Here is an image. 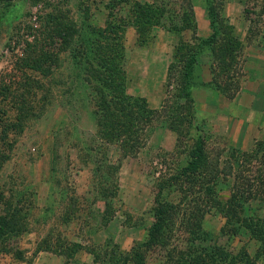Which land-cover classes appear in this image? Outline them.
Listing matches in <instances>:
<instances>
[{
  "label": "rangeland",
  "instance_id": "obj_1",
  "mask_svg": "<svg viewBox=\"0 0 264 264\" xmlns=\"http://www.w3.org/2000/svg\"><path fill=\"white\" fill-rule=\"evenodd\" d=\"M107 1L0 0V148L11 146L0 183L5 191L21 189L22 200L34 205L28 217L33 234L16 241L22 257L2 253L0 264H134V253L142 264H264V67L250 61L264 65V52L253 48L264 46V0H240L230 7L227 0L217 1L228 35L247 29L233 42L232 69L219 71L225 59L220 52L211 55L216 67L207 66L212 52L204 48L186 98L180 95L182 60L176 61L161 87L164 107L145 131L144 148L122 159L120 179L108 166L94 172L96 159L116 156L113 147L98 146L103 138L96 133L87 95L95 83L92 28L104 27ZM129 1L117 5L118 16L129 15ZM55 14L63 17L67 32L66 19L89 38L83 55L82 48L71 52L74 43L60 48L47 40ZM180 37L175 34L174 45ZM36 39L49 46L41 60L43 73L24 68L32 44L40 46ZM147 40L150 49L154 37ZM227 41L222 35L213 48L223 49ZM125 60L137 66L140 57ZM140 70H124L128 92ZM257 82L251 99L248 88ZM22 97L35 112L23 120L20 133L4 138L3 126L16 121V101ZM198 134L205 155L199 168L190 170L186 166ZM159 202L166 214L161 230L149 239ZM34 233L42 236L37 246ZM40 249L48 252L36 253ZM72 249L76 252L69 256Z\"/></svg>",
  "mask_w": 264,
  "mask_h": 264
},
{
  "label": "trees",
  "instance_id": "obj_2",
  "mask_svg": "<svg viewBox=\"0 0 264 264\" xmlns=\"http://www.w3.org/2000/svg\"><path fill=\"white\" fill-rule=\"evenodd\" d=\"M94 1V0H93ZM206 10L209 18L211 33L207 38H203L193 43L184 41L179 38V41L174 45V61L170 66V73L175 62H181V77L184 81V87L180 92L182 97H189V92L186 87L191 84L195 64L198 62V56L203 48H208L212 52L213 57L216 52H220L224 61L220 63L219 71L225 73L227 70L232 69L231 61L234 51L233 42L237 41V37L228 35V32L222 27L225 24L223 13L218 9L220 3L218 0H205ZM129 0H108L105 3L108 9L104 27L92 28V84L91 91L87 94L92 98V118L95 121L96 133L102 136L103 140L98 142L104 151L108 146L115 144L120 147L121 156L125 154H135L136 151L144 144L145 130L150 124L158 117L161 109H149L146 100L141 97H133L126 92L125 71L123 69L124 59V31L127 24L135 26L138 31V45H145L150 38V29L152 26L158 25L173 31L175 34H180L183 29H195V20L193 13L192 0H154L152 3H139L137 1L131 2V8L126 13L118 16L117 5L129 4ZM219 5V6H218ZM116 10V11H115ZM127 16H130L127 18ZM223 16V17H222ZM63 17L55 14L51 16L49 29L45 31L48 34L47 40H55L60 48L68 43H74L71 52L76 54L82 48L81 54L89 50L88 37H85L79 28H74L66 19L68 25V32L66 31ZM70 28V29H69ZM227 34V46L223 49L213 48L215 42L220 36ZM75 35L74 38L72 36ZM46 39V38H45ZM40 43L36 47L32 44L31 50L26 56L25 69H32L38 72H45L41 66L42 59L48 55V44L43 47V39L34 40ZM59 42V44H58ZM36 44V45H38ZM88 48V49H87ZM60 50V49H59ZM61 51V50H60ZM227 53V54H226ZM226 54V55H225ZM81 57L78 54V58ZM88 63L89 59L84 58ZM215 68L216 64H212ZM231 77V75H228ZM228 77V78H229ZM169 78V77H168ZM88 82H86L87 84ZM93 83V82H92ZM28 85V84H26ZM25 88V86H23ZM23 88V89H24ZM179 95V96H180ZM30 104V105H29ZM16 113L13 117L16 121L6 123L3 126L4 138L7 133H20L23 125V120L28 118L35 112L33 103L22 97L16 101ZM103 120V121H102ZM197 130H201L196 127ZM100 129V130H99ZM10 144L7 148H0V169L3 163L9 159ZM205 142L202 135L198 134L196 137L195 145L189 153L190 160L187 163V168L190 170H197L202 157L205 155ZM92 151H97L92 147ZM106 153V152H105ZM107 159L95 160L94 172H100L101 166H108L112 168V173L118 169V164H108ZM108 175V171L106 173ZM109 176V175H108ZM8 192V193H6ZM24 193L21 189L13 191H5L0 183V254L14 253L19 259L22 257L20 250L17 248L16 241L29 229L28 217L30 216L31 209L34 207L32 203L22 200ZM166 209L160 202L156 205L154 213L155 220L149 228V239L155 237L156 232L161 230ZM49 246L45 247L46 249ZM76 252L75 249L69 251V256ZM18 253V254H17ZM62 254H65L64 251ZM136 261L134 264H142V260L137 259L138 254L134 253ZM127 261V259H125Z\"/></svg>",
  "mask_w": 264,
  "mask_h": 264
},
{
  "label": "crops",
  "instance_id": "obj_3",
  "mask_svg": "<svg viewBox=\"0 0 264 264\" xmlns=\"http://www.w3.org/2000/svg\"><path fill=\"white\" fill-rule=\"evenodd\" d=\"M131 1H137L139 3L154 2V0H131ZM239 1L240 0H227V5L228 7L239 5ZM201 6H204V7L201 8ZM193 13H194V20H195V29L192 30L190 28L189 29L186 28L180 32L181 38L184 41H188L189 43H193L195 42V40L198 41L200 39L207 38L211 33L209 18H208L207 10H206V1L205 0H194ZM228 16H229L228 22L235 24L237 19L233 18L230 15ZM247 20L248 19H245L244 23H246ZM238 34H239L238 36L236 35L238 40L243 39L247 35V29L243 30L242 33L239 32ZM150 35L154 37V42H153L154 45L152 48L148 49L147 44L138 45V42H137L138 41V31L136 30L135 26L131 24L126 26L125 31H124V40L126 41V43L124 41V59H123L122 65H123V69L126 71H128L129 67L134 69V71L136 69H141L140 70L141 77L133 79L132 83L130 84V91L128 92L127 90L128 87H127L126 92L133 97H141L145 99L146 103H148V106L150 108L160 110L161 107L163 106L164 98L166 97V94L163 97L161 96L162 95V93L160 92L161 87L162 85H164V83L166 84L168 77H169V73H170L169 72L170 66L172 65L174 61L173 40H174L175 34L173 31H170L167 28L155 25L151 27ZM253 48H255L257 52L258 51L264 52V46L262 45L260 46L255 45ZM204 51L205 50L203 48L200 51L199 55H203V54L205 55L206 53ZM128 55L136 56V57L139 56L140 61H137V63L139 64L136 66L135 63L130 61L128 65H126L127 61L125 59L128 57ZM211 55L212 54L207 56L208 61L205 62V64L209 67L212 66L211 65L212 64ZM250 61L253 64H257L259 67H264V65L261 64L262 63L261 61H260L261 63H258L259 61H256V59H251ZM263 64H264V61H263ZM253 66L254 65H252L251 70L254 69ZM209 69H207V71H210ZM209 76L207 77L206 75L207 80L211 78L212 74ZM253 78L254 76H250L249 79H253ZM250 88H248L249 89L248 95L252 97L251 99H253L255 96L254 92H256V90L259 88V83L257 82L255 85H253ZM239 93H241V90H238L236 95H233V97L229 99L232 102L235 101V98H237ZM243 93H247V92L242 91V94ZM208 95L209 94H206V100H208L207 98ZM148 128L145 130L146 132ZM146 135L147 134L145 133V139H147ZM145 143H146V140L144 141V144L139 148V150L135 152V154H137L142 148H144ZM109 147L114 148L113 152L116 158L115 160L109 159L108 161L111 164H118L117 173H118V179H120L119 172L122 168V165H124L122 159H124L127 156H128L127 158H129L130 156L134 157L135 154L133 155L125 154L121 156L119 146L115 144H111L108 146V149L106 151L109 150ZM29 230L30 229H28V231L22 234V236L25 235L26 237L27 235L33 234V232L31 231L29 232ZM35 235L36 233H34V237ZM40 238H42V236L38 238L37 237L34 238L35 243H36L35 246H37V244L40 242ZM46 251L48 252V250L40 249L36 253H43ZM37 255L38 254H36V256Z\"/></svg>",
  "mask_w": 264,
  "mask_h": 264
}]
</instances>
